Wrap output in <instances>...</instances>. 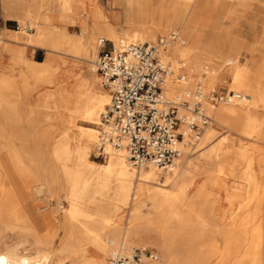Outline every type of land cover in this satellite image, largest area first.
Listing matches in <instances>:
<instances>
[{
	"label": "bare ground",
	"instance_id": "6f19581e",
	"mask_svg": "<svg viewBox=\"0 0 264 264\" xmlns=\"http://www.w3.org/2000/svg\"><path fill=\"white\" fill-rule=\"evenodd\" d=\"M2 3L7 16L30 18L34 28L32 32L6 31L7 41L86 62L98 56L101 37L118 49L128 43L154 42L157 34L168 36L173 30L179 39L170 41L162 53L172 64L164 78L163 95L192 101L195 85L200 84L202 103L211 119L200 136L187 125L181 126L184 136L176 147L181 152L189 150L195 137L190 149L195 144L192 154L197 155L178 156L167 170L152 163L134 167L126 150L109 142L101 150L105 159L97 162L90 156L98 150L100 131L105 128L101 113L111 93L96 86L104 87L96 61V71L93 66L87 68L75 86L52 88L56 69L28 60L34 78L16 86L20 107L10 96L15 83L0 76V147L8 146L9 158L7 164L0 160V228L24 224L36 232V221L26 213L12 176L27 191L41 192V198H47V205L37 208L39 212L49 208V198L60 205L55 196L60 191L67 203L62 206L63 234L54 249L44 248L37 235L35 252H22L23 240L17 241L0 249V264H106L114 252L136 246L131 243L157 245L160 264H264V155H258L264 147V0H112L109 8L95 0ZM227 16L231 24L225 23ZM75 24L80 32L72 34L67 26ZM4 32L0 43L9 48ZM218 83L227 84V99L212 104L205 97ZM37 85L47 87L31 100L37 107L23 108ZM237 93L240 97H235ZM31 118L29 129L40 128L43 134L60 131L50 147V156L59 166L43 163L38 153L13 147V122L26 123ZM216 125L221 126L220 133ZM200 174L207 175L204 182L214 178L225 189L229 180L233 182L226 209L218 207L217 200L214 205L208 202L202 183L195 184ZM215 212L217 218L211 215ZM177 229L188 233L182 236L188 239L186 250L174 244ZM55 234L49 230L45 242H52ZM219 236L222 247L217 244ZM89 245L96 248L95 257L85 256ZM213 257H217L214 263Z\"/></svg>",
	"mask_w": 264,
	"mask_h": 264
},
{
	"label": "built area",
	"instance_id": "2783aa9c",
	"mask_svg": "<svg viewBox=\"0 0 264 264\" xmlns=\"http://www.w3.org/2000/svg\"><path fill=\"white\" fill-rule=\"evenodd\" d=\"M4 20L0 0V32ZM177 39L178 34L170 32L155 42L128 43L118 49L106 48L103 37L98 40L97 72L111 93V101L101 113L105 128H101L98 149L109 142L123 147L134 166L152 163L167 170L181 154L176 147L184 136L181 126L187 125L198 133L210 121L200 84L195 85L192 101H174L163 95L164 78L172 71V64L162 53L170 41ZM206 97L216 104L226 100L227 94L211 90ZM180 107L189 110L180 111ZM107 264H160V256L154 249L132 247L111 254Z\"/></svg>",
	"mask_w": 264,
	"mask_h": 264
},
{
	"label": "rangeland",
	"instance_id": "374dc122",
	"mask_svg": "<svg viewBox=\"0 0 264 264\" xmlns=\"http://www.w3.org/2000/svg\"><path fill=\"white\" fill-rule=\"evenodd\" d=\"M111 1L112 0H95V2L98 5H102L103 7H106V8L110 7ZM165 2L168 3L169 0H165ZM2 7L4 9L3 5H2ZM20 12L22 15L26 14V11L24 9H20ZM224 19H225V23L227 22L228 24H231L233 22V20L230 16H227ZM18 22H19V26H20V30H18L19 33L21 32V30H26L27 32H32L34 30V28L31 29L32 28V26H31L32 20L30 18L26 17L24 20H18ZM55 22H56V24H58L57 22H59V21L57 19H55ZM59 24H60V22H59ZM67 30L72 34H76L77 32H80V28H79L78 24L67 26ZM118 30L121 31L122 26H119ZM172 31L173 30H171V32ZM168 32L170 33V30ZM241 34L244 36L246 34V31L242 30ZM164 35L165 34L159 33L156 35L154 40L156 41L160 36H164ZM165 36H167V35H165ZM97 37L99 38L101 36L97 35ZM230 40H231V38L227 37L228 43L230 42ZM0 44L5 46V44H3V43H0ZM95 45H97V41H96ZM112 45L113 44L109 41H107L105 43L106 48H111ZM99 50H100V48H99ZM52 53H54V52H52ZM54 54H56L60 58L74 59L76 62L80 63L81 70H84V69H87V68L93 66L95 71H96L95 61L97 59V53L92 57V60H93L92 62L80 61V60H77L76 58L71 57V56H65L62 54L58 55V53H54ZM240 58H241L240 61L244 62L245 57L243 55H241ZM12 67H13V65H12ZM182 70H183V68L180 71L182 72ZM33 75H34L33 72L29 69V77L31 79L34 78ZM177 75H178V73H177ZM96 86H98V88H100L101 90H108L107 86L104 85V87H103L100 83H97ZM39 87H42V86L37 85L36 89L34 91H36ZM16 89H17L16 85H15V87H12V90H10V96L13 99V102L16 105H19V107H20V105H22V104L18 103L17 99L15 98V95L17 94ZM212 90H215L218 93H226L227 92V84L218 83L217 85L214 86V88ZM207 94H208V92H207ZM31 100H32L31 96L24 100L25 101L24 108H25V106L27 108L37 107L36 105L32 104ZM38 107H40V106H38ZM180 109H181V111L182 110L187 111V109L185 110L182 107H180L179 110ZM25 122L26 123H24L22 120H16L12 124L11 130L13 131V137H12V140L14 141L13 147H15V148L17 147V149L20 152L33 153V155L38 153L41 156V160L43 163L53 165V166H55V165L59 166L58 162L53 157L50 156V147H51L52 142H54L55 140H57L60 137V131L59 130H52L47 134H43V130H41L40 128L29 129L27 127V123L28 124L31 123L32 118L29 119L28 121H25ZM208 124H209V122L205 125H208ZM205 125H203L198 130L199 131L198 133L195 132L198 136L201 135L202 129ZM43 127H44V125H43ZM96 127L99 128L98 125ZM215 127L217 130V133H220V131H222L221 126L216 125ZM41 135H43V139H44L43 141H40V138H42ZM191 140L192 141H190V143H189L190 148L193 144V141L195 140V137H192ZM0 148H1L0 149V160L2 161V163L7 164L9 162V158L7 155L8 146L4 145V146H1ZM95 148H96V146H95ZM190 148H189V150H187L188 152L186 150H182L181 155L179 157H181L182 159H185V158H191V157H194L195 155H197V153L192 154V152H193L192 150H195V148H196L195 144H194V147L192 149H190ZM261 149H260L258 155H260V154L264 155V147H262ZM97 151H99V152L96 153ZM90 158L92 160L97 161V162H103V160L105 159V156L101 153V150L98 149V150L93 151V153H91ZM206 178H207V175L200 174L199 176L196 177L195 184L197 185V183H199V182H200V184L202 183V188L204 189V191L207 192L206 196H207V200L209 203H213V201L217 200L218 201V207L220 206V208L226 209L227 205H228L227 201L229 200V198H231V196H229L228 193H230L232 191V188L234 187L233 182L229 180L226 184V189H225V187L222 188L220 182L214 178H209V180L204 182ZM235 184L237 185L239 183H235ZM12 185L15 188V191L17 193L18 198L21 200L22 204L24 205V209L26 210V213H28L29 216L34 217V219L36 221V232H33L32 230H30V228L24 224L20 225L18 227L0 228V235L2 236L0 239V249L5 248L9 244H13L17 241L23 240L22 244H20V250L24 253L31 254V253L36 251L35 241L38 239L37 235H41V237H42L41 239L43 241L42 246L44 248L54 249L58 245V240H59L60 236L63 234V231L61 228V219H62L64 210H63L62 206L65 207L67 205V203L64 199V192L60 191L58 194L55 195V196H58L60 205H57V203H56L57 201L55 198H49L50 199L48 201L49 205L51 204L49 206V208L39 212L37 210V208L41 207L43 205H47V198L42 199L41 198L42 197L41 192H37L34 195V194H32L31 191H27V186L24 185L21 181H19L15 176H12ZM192 187H193V185H192ZM193 190H194V188H191L189 190L188 196H190L192 194ZM185 203H186V200L182 203V206L179 205L181 209H183V204H185ZM213 205H214V203H213ZM56 209H57V213H55ZM209 210H210V206L208 208L205 207V213L208 212ZM211 215H213L216 218L218 216L216 212L211 214ZM49 230L55 231L56 234L54 235V240L52 242L46 243L45 241L48 239V236L45 234ZM176 232L177 233H176L175 241H174V244H176L175 246L177 247L178 250H182V251L186 250L188 248V243H187L188 239H183L182 236L183 235L187 236L188 233L185 232L184 230L181 232L179 229H177ZM204 239L201 238L200 241H202V240L204 241ZM221 239L222 238L219 236L217 244L220 247H222V245L224 244L223 239L222 240ZM219 244H221V245H219ZM131 245H136L134 247H146V248L154 249L159 253V256L161 257L159 247L157 245L150 244V243H147V244L131 243ZM96 253H97L96 248L89 245L84 254L86 257H95ZM108 257H107V260H108ZM107 260H106V264H107ZM211 261L213 263L216 262L217 257H213Z\"/></svg>",
	"mask_w": 264,
	"mask_h": 264
},
{
	"label": "crops",
	"instance_id": "0c3cea01",
	"mask_svg": "<svg viewBox=\"0 0 264 264\" xmlns=\"http://www.w3.org/2000/svg\"><path fill=\"white\" fill-rule=\"evenodd\" d=\"M12 11L13 10H9L8 13H12ZM4 18V27L0 33L5 31L3 36L10 46L8 48L4 45H0V76L9 77L18 87L25 82H32L33 80L29 77L27 63L28 60H34V62L47 63L50 68L56 69L50 87L53 86L52 88H56L61 84L69 87L75 86L77 78L86 70H81L80 63L76 62L74 59L60 58L56 54L41 47H33L14 41H7L9 34L6 31L19 30V22L16 18L7 16L5 11ZM57 23L59 24V22ZM13 49H17L15 50L16 52ZM12 65L13 69H11ZM45 88L47 87H39L32 93L31 99L33 100V98L38 95L39 91H43Z\"/></svg>",
	"mask_w": 264,
	"mask_h": 264
}]
</instances>
